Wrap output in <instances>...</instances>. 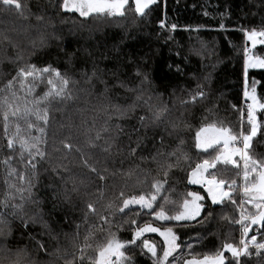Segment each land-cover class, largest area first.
Masks as SVG:
<instances>
[{"label":"trees","instance_id":"16d2710c","mask_svg":"<svg viewBox=\"0 0 264 264\" xmlns=\"http://www.w3.org/2000/svg\"><path fill=\"white\" fill-rule=\"evenodd\" d=\"M24 2L23 15L0 6V106L7 100L20 114L25 107L32 109L27 116L10 117L7 133L0 118V263L15 264L19 251L21 264H92L97 245L106 242L109 232L127 242L146 219L173 227L174 222L155 221L138 206L119 213V193L148 194L151 182L163 180L167 165L175 164L168 153L181 142L188 159L171 168L169 191L161 195L180 203L185 193L198 192L207 208L202 216L209 211L212 215L203 223L198 217L174 227L181 247L169 262L183 264L191 255H214L226 242L238 244V226L230 223L237 219V208L228 202L211 205L202 187L188 183L187 174L213 150L204 153L194 146L202 123L223 121L234 131L242 126L244 81L256 88L258 102L264 103V69L250 68L244 75L245 32L264 31V0H156L143 18L132 5L133 12L125 18L107 19L61 12L59 0ZM252 54L264 59V44ZM29 65L58 70L70 81L72 99L36 105L34 101L51 87L47 74L35 82L31 93L26 92L31 78L25 89L19 80L7 89L18 71ZM200 90L204 98L196 95ZM45 107L47 124L36 115ZM256 116L262 127L252 140L254 158L264 159V109ZM13 137L16 145L10 150L7 140ZM33 138H39L38 147L45 153L43 159L37 158L35 169L19 147L20 140L31 143ZM106 141L111 144L108 152ZM65 143L72 145L71 151ZM131 149H136L134 155L129 154ZM85 160L105 179L91 172ZM217 168L218 179L229 183L237 179L236 168ZM130 170L131 177L126 175ZM233 196L237 199L238 193ZM90 203L94 213L87 207ZM100 217L111 221V227ZM252 235L264 240L262 232L253 230ZM144 238L158 245V255L162 253L159 237ZM141 239L125 249L126 255L132 264H154L140 246ZM250 250L252 255L242 257L241 264H264V255ZM225 256L227 264L231 256Z\"/></svg>","mask_w":264,"mask_h":264},{"label":"snow or ice","instance_id":"6c2138e0","mask_svg":"<svg viewBox=\"0 0 264 264\" xmlns=\"http://www.w3.org/2000/svg\"><path fill=\"white\" fill-rule=\"evenodd\" d=\"M156 3V0H63L61 5L65 12L78 13L80 17L85 18H109L120 17L125 18L127 10L134 5V12L140 18L146 15V9H149L150 5ZM0 6L7 10L15 9L18 13L23 15L24 5L21 0H0ZM163 27V24L161 25ZM175 29V25L172 26ZM223 27V25H221ZM245 36L252 41L255 45L259 39V43L264 44V31H251L245 32ZM247 55V52H246ZM264 68V59H246L245 60V74L248 68ZM47 74L49 77L47 80L50 89L39 98L34 101L36 105L41 103H51L52 99L61 101H67L72 99L71 92L68 90L69 79L63 76L58 70L46 66L42 69H37L35 65H29L26 68H21L17 76L13 80L9 81L6 88L11 90L17 80L20 81L21 89H25V82L31 78L32 84L27 87L26 92L31 93L33 91L34 84L37 80H42ZM95 76V73L92 74ZM92 77H89L91 80ZM57 81L59 86L57 87ZM15 97V92H12ZM201 98L206 96L205 92L200 90L196 94ZM196 95L192 97L196 99ZM244 96L251 101L247 107V129L243 126L239 131H234L231 127L225 126L223 121L213 120L208 123H202V126L196 131L194 141L195 148L201 152L207 153L209 149L216 151V155L211 159H203L187 174V181L189 184H198L207 193L208 198L211 201V205L220 206L225 202L230 203L236 207L239 211V218L231 220L230 223L239 225L240 240L238 244L224 243L222 250H218L214 255H203L202 258H197L195 255H190L191 258L184 259L183 264H226L225 253H229L231 260H227V264H241L242 257H250L252 252L250 249H255L257 256L264 255V240L258 241L256 235H252L249 239V233L253 231V226H256L261 231H264V159L254 158L249 153L251 142L254 137L260 132L262 125L258 122L256 112L257 109H264V103H260L257 100L256 88L253 86L251 92L245 91ZM6 111L3 112L5 133L8 130L9 118L18 117L20 114L19 108L13 109L11 104L5 100ZM116 112L120 113V109L116 106ZM32 114V109L25 107L24 111L20 115L27 116ZM122 114V113H121ZM37 118L42 120L44 124L48 122V110L47 107L42 113H36ZM208 118L205 117V120ZM141 124L144 122V117H140ZM31 127V125H29ZM42 131V130H41ZM107 131V127L104 128ZM19 128H17V133ZM101 139L100 132H97L96 140ZM182 143L177 148L168 153L169 159H174L175 164L169 163L164 170L163 180H153L150 184V192L148 194H138L126 196L122 190L119 193V199L122 200V206L119 207V213H124L125 209H131L133 206H138L141 210H147L155 221L161 222H174L173 227H161L153 226L152 223H145L142 227L138 226L133 232L131 240L127 242L120 241L115 233L109 232L108 238L105 243L97 245L96 257L93 259L92 264H132L131 258L126 255L125 249L129 245H136L145 233H158L163 239V253L158 257L157 246L150 243L148 240L142 241V249L146 250L151 257L154 258V264H171L169 257L176 259L174 253L180 249V244L177 243L179 237L174 231V227H184L187 222L195 221L198 217L201 218L199 223H203L212 215L209 211L207 217H203L202 214L207 211L204 203L205 197L198 192L189 191L184 194V197L180 203H176L171 200L170 196L162 193L169 191L166 187L168 181L167 177L169 171L174 166H179L183 160H187V154L182 151ZM39 138H33L30 143L27 140H20L19 147L22 152L28 153L27 164L32 169L37 167V158L43 159L45 153L38 147ZM107 146L104 148L105 152L110 151L111 144L106 141ZM16 145V138H9L7 140L8 149H14ZM139 147V144L137 145ZM219 146V147H218ZM65 149L71 151L72 145L69 143L64 144ZM136 149H131L130 155H134ZM159 155V153H157ZM238 158V159H237ZM143 159V158H142ZM156 157H153L155 160ZM84 165L89 167L90 171L95 173L100 180H104L105 177L100 174L95 167H92L85 160ZM218 165L232 166L233 168L242 170L240 178L242 184L239 185L243 199L237 204V200L233 196V192L237 188V181L231 180L229 183L225 179H218L220 169ZM216 170V171H211ZM11 175V173H10ZM131 177L133 172L130 170L126 173ZM20 180H24L23 175L19 176ZM144 182H147V174H145ZM227 185V186H226ZM30 194V193H29ZM158 197L160 200L158 201ZM23 199V194L21 196ZM245 205L251 206V211L245 207ZM19 205H13V208H18ZM90 212H95L93 205L90 203L87 205ZM225 220L229 218L227 216L222 217ZM102 221L109 224L111 227V221H108L105 217H100ZM34 222V221H33ZM136 223L135 220L132 221ZM39 247H43L39 244ZM188 249H192V245H187ZM143 254V253H142ZM15 264H21V253L18 251L16 254ZM7 258V257H6ZM115 258V259H113ZM83 259V255L81 256Z\"/></svg>","mask_w":264,"mask_h":264},{"label":"rangeland","instance_id":"374dc122","mask_svg":"<svg viewBox=\"0 0 264 264\" xmlns=\"http://www.w3.org/2000/svg\"><path fill=\"white\" fill-rule=\"evenodd\" d=\"M21 3L24 5V0H21ZM59 3H60V7H59V9L61 10V12H65V11H63V9H62V7H61V5H62V3H63V0H59ZM132 13L133 12V9L130 7L128 10H127V12L126 13ZM67 13H72V12H67ZM246 37V36H245ZM259 39L260 38H258V41H257V43L255 44V45H253V43H252V41H250L247 37H246V41H248V44H247V46L248 47H246L245 49H244V72H245V60L246 59H249V58H252V59H256V58H258V57H256L254 54H252V51H253V49L256 47V46H258V45H260L261 43H259ZM246 52H247V55H246ZM260 59V58H259ZM251 67H249L248 69H250ZM256 68H259V67H256ZM264 69V68H263ZM244 75H245V73H244ZM251 89L252 88H250V87H247V85H246V82L244 81V85H243V94H242V114L243 115H241V125L245 128V129H247V127H248V125H247V107H248V104L249 103H251V101L250 100H248V98H246L245 96H244V92L247 90V91H249V92H251ZM10 103H12L11 101H10ZM259 109V108H258ZM257 109V110H258ZM2 111H6V107H5V105H2V106H0V118L3 116V113H2ZM256 115H257V112H256ZM246 125V126H245ZM241 126V127H242ZM241 127L238 129V131L241 129ZM235 131H237V130H235ZM219 147V146H218ZM249 153H250V155H252L253 157H254V155H256V151L254 150V148H253V146H252V142H251V146H250V149H249ZM217 153H216V151L215 150H212V152L210 153V155H208L207 156V158L206 159H211L213 156H215ZM238 159V158H237ZM232 167V166H231ZM211 171H213V170H211ZM242 170H240V169H236V172H235V177H237V179H236V181H237V188L235 189V191L238 193V198L236 199L238 202H237V204H239V202H240V200L241 199H243V196H242V192H241V189H240V187H239V185H241L242 184V180H241V178H240V175L238 174V173H240ZM194 185H198V184H194ZM198 186H200V185H198ZM201 187V186H200ZM203 189V188H202ZM204 190V189H203ZM234 191V192H235ZM233 192V193H234ZM134 207V206H133ZM245 207H247L250 211L252 210L251 209V206L250 205H245ZM239 218V211H238V209H237V219ZM145 222H147V223H152L153 224V226H158V227H161L162 229H163V225H161V224H158V223H153V222H150V221H148V219H146V221ZM238 226V231H239V235H240V230H239V225H237ZM140 227H142V226H140ZM253 230L256 232V233H260V232H262L263 234H264V231H261L260 229H258L256 226H253ZM146 234H152V235H156L157 237H159V239H160V242H161V244H162V246H163V239L159 236V234L158 233H145L144 234V236L146 235ZM143 236V237H144ZM108 237V236H107ZM142 237V238H143ZM250 237L251 236H249V239H250ZM150 240V239H148V238H144V239H141V244H140V246L142 245V241L143 240ZM120 240V239H119ZM239 240H240V236H239ZM239 240H238V242H239ZM120 241H122V240H120ZM140 241V240H139ZM122 242H124V241H122ZM138 242V241H137ZM150 242V241H149ZM151 243V242H150ZM152 244H154V243H152ZM157 247H158V245H157ZM162 253H163V250H162ZM162 253L160 254V255H158V257L159 256H162ZM129 257V256H128ZM131 258V257H130ZM200 258H202V257H200ZM113 259H115V258H113ZM131 262H132V258H131ZM8 264H13V262H7ZM6 263V264H7ZM1 264V263H0ZM126 264H127V262H126Z\"/></svg>","mask_w":264,"mask_h":264}]
</instances>
